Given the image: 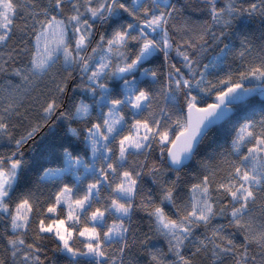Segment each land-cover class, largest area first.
Instances as JSON below:
<instances>
[{
	"label": "snow or ice",
	"instance_id": "1",
	"mask_svg": "<svg viewBox=\"0 0 264 264\" xmlns=\"http://www.w3.org/2000/svg\"><path fill=\"white\" fill-rule=\"evenodd\" d=\"M199 2L0 0V264H264V0Z\"/></svg>",
	"mask_w": 264,
	"mask_h": 264
},
{
	"label": "trees",
	"instance_id": "2",
	"mask_svg": "<svg viewBox=\"0 0 264 264\" xmlns=\"http://www.w3.org/2000/svg\"><path fill=\"white\" fill-rule=\"evenodd\" d=\"M176 3L178 12L176 13V21L180 22L183 18H190L192 21H209L210 17L207 13V11H201V8L203 7L199 0H174ZM224 0H218V6L222 5ZM19 22V21H18ZM245 35L248 37L249 43L252 46L251 53L246 54V59H250L252 56H255L256 53L261 49L262 46H264V24L261 23L260 18L257 16L253 18L252 22L248 25V28L245 32ZM235 49L232 54V56L229 57V61L233 62L234 66L239 63V53L243 51L241 47V43L239 39H235L234 41ZM247 47V46H245ZM6 51V49L4 50ZM213 53L210 51L209 55L211 56ZM173 62H177L175 51L172 53ZM6 59V57H5ZM162 59V57H161ZM4 76L0 75V95H3L2 89L6 86L4 83ZM47 80V77L43 78L41 81V85ZM25 103H28V101H25ZM40 136H37V140L39 141ZM230 140V137H222L219 139L218 143L222 145L225 149L227 148L226 141ZM6 151L5 147H0V152ZM217 151H220L219 148H217ZM201 155H204L202 153ZM196 161L193 160L189 162V169L190 170H196ZM32 180L35 181L36 177L33 176ZM41 190L44 191L45 194L48 192V186L46 185H40ZM166 210L168 206L166 205ZM135 221L139 222V227L141 231L147 232L148 230V220L145 214L143 213H136V215L133 217ZM136 227V225H134ZM157 247H166L164 245V242L162 239L159 240H153L152 242ZM50 247V246H49ZM135 251V250H134ZM49 255H51V252L49 250ZM146 260V257L141 258V264H144V261Z\"/></svg>",
	"mask_w": 264,
	"mask_h": 264
}]
</instances>
